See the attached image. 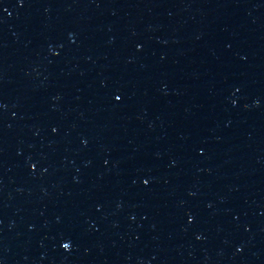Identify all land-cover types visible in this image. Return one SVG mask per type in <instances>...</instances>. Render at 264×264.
Segmentation results:
<instances>
[{
    "label": "water",
    "instance_id": "1",
    "mask_svg": "<svg viewBox=\"0 0 264 264\" xmlns=\"http://www.w3.org/2000/svg\"><path fill=\"white\" fill-rule=\"evenodd\" d=\"M0 264H264V0H0Z\"/></svg>",
    "mask_w": 264,
    "mask_h": 264
}]
</instances>
